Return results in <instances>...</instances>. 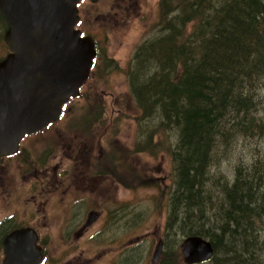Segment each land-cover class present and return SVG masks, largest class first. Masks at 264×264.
I'll return each instance as SVG.
<instances>
[{
    "label": "trees",
    "instance_id": "obj_1",
    "mask_svg": "<svg viewBox=\"0 0 264 264\" xmlns=\"http://www.w3.org/2000/svg\"><path fill=\"white\" fill-rule=\"evenodd\" d=\"M160 5V34L135 49L128 82L141 118L159 117L175 137L173 233L207 238L210 264H264V164L235 158L230 179L211 171L239 136L264 134V117L252 115L264 88V0Z\"/></svg>",
    "mask_w": 264,
    "mask_h": 264
},
{
    "label": "rangeland",
    "instance_id": "obj_2",
    "mask_svg": "<svg viewBox=\"0 0 264 264\" xmlns=\"http://www.w3.org/2000/svg\"><path fill=\"white\" fill-rule=\"evenodd\" d=\"M161 1L138 0L140 6L138 13L129 14L117 24H107L106 37L101 42V60L93 77L85 82V84H89V88L83 98H75L70 101L67 105L68 111L63 116L64 119L58 128L52 127L45 134L26 140L24 146L28 154L25 153V165L20 154L8 161L13 166L9 170H15L16 164H20L21 167L26 166L25 176L27 179L24 181L21 177L24 176L23 173L15 170V173L21 175H17L19 186L16 193L20 194L24 185L25 192L22 196L30 198L29 205L26 206L28 215H30V225L38 220L37 212L43 210V206L46 205V214L49 215V218L44 231L47 232L49 236L47 240L51 244H59L58 226L61 220L65 221V214L69 211H65L67 200L82 193L78 190L69 191L62 198L63 195L58 190L52 191L51 197L44 198L38 192L39 181L36 183L37 185L34 182L33 177H36L34 175L37 172L30 171L28 166L32 169L35 162L45 165L48 164V160H51L53 165L61 160L64 166L68 164L72 166L71 163H73L79 170L82 167L81 164L66 159L68 155L62 152L65 147H61V143L62 141L68 142L72 135H77L82 139L84 134L89 136L86 144H83V148L86 147L84 150L92 149L91 154L95 155L94 160L90 161V165L94 164L96 169L101 170L103 168L101 161H104L109 166L103 171L110 176L107 178V182L110 186L109 194L113 196V201L109 205L112 214L101 218L107 223L104 231L94 239L102 244H107L114 238L121 244H130L131 242L141 244L136 251H130L133 247H127L128 252L139 253L140 251L143 261L145 257L148 258V262L145 264H150L149 260L153 256L152 252L156 243L159 238H162L165 253L162 257L168 256L171 264H185L179 251L182 235L179 232L173 233L174 228L172 227L175 226V221L171 220L169 212V198L174 189L171 151L175 137L171 131L159 128V117L141 118L140 111L130 93L128 82L131 59L135 49L145 40L157 33L160 34L158 22L163 21L165 12V10L161 11ZM86 8H90V6ZM4 28L5 24L0 21V57L5 56L8 51V46L3 41ZM94 90L98 91L94 92L93 96ZM101 97L106 101L104 108H102L103 105L101 107L104 102V100L101 101ZM257 102V108L252 112V115L264 117V88L259 93ZM103 109H105V113L99 114ZM94 116H98L97 121L90 122ZM99 125L104 126V129H98ZM103 132H105L104 135ZM101 151V157H105V154H110V156L101 158L99 153ZM252 152L253 155H251ZM60 156L64 157L59 158ZM238 157H242L246 161L258 160L264 164V134L260 138L253 137V139L250 136H239L237 141L228 148L227 153L224 154L222 151L217 153V159L214 161L211 171L218 169L230 179L233 174L232 164ZM54 170V168H50L51 173ZM77 170L71 168L69 172L65 173L66 183L71 180ZM109 170L111 173L107 172ZM26 188H29V191ZM105 192L106 190L101 191L104 194ZM97 201L98 197L95 196V201L90 204H86L84 207L81 204L74 207L76 209L72 217H77V219L75 221L72 218L67 231H74L73 229L76 228L74 225L85 218L87 209L95 206ZM117 201L124 202L125 207L119 216H114L117 210ZM18 207L20 205L16 203L10 209L7 206H0V217L8 211H19ZM21 218L22 215L19 211L17 220L20 221ZM98 223H100L99 220L95 221L88 232L96 231ZM260 237L264 241V225L260 229ZM136 238H139L138 243H135ZM261 253V257L264 258V251L261 250ZM142 262L137 261L136 264ZM200 264H210V262Z\"/></svg>",
    "mask_w": 264,
    "mask_h": 264
},
{
    "label": "flooded vegetation",
    "instance_id": "obj_3",
    "mask_svg": "<svg viewBox=\"0 0 264 264\" xmlns=\"http://www.w3.org/2000/svg\"><path fill=\"white\" fill-rule=\"evenodd\" d=\"M87 6H90V8H86ZM139 8L140 6L138 4V0H80L78 2V19L74 28L79 30L80 36L90 38L93 41L95 49V55L92 59L88 79L93 77L94 71L97 69L98 63L101 60V42L106 37L105 33L107 24L111 25V23L117 24L118 22H122L126 16H129V14L138 13ZM0 21L5 24V31L7 25L1 15ZM4 57L5 56H1L0 60ZM88 86L89 84L87 85L85 83L82 85L80 94L76 97L77 99L83 98V89L88 88ZM67 111L68 108L66 105L57 121L50 123L42 130L31 134H25L19 140L17 149L14 152H0V206H7L8 209H10L16 203L17 205H20L18 208L22 215L20 221L17 220L18 210L8 211L0 217V264H3L6 259L4 244L5 239L16 230L34 232L35 238L33 244L35 245V248L33 252H29L27 250L28 248L24 249L26 251L22 256H12L8 262L13 264H31L32 261H34L33 264H136L137 261L140 263L143 261V258L140 256V251L139 253H129L127 247H133L130 251H136V249L140 248L141 244H134L133 242L130 244H121V242H117L115 238L107 244H102L94 239L97 235L104 231L107 223L105 220L102 221L101 218L107 214H112V211L109 209V205L113 201V196L109 194L110 186L107 182V178H110V176L106 175L104 173L105 171H103L109 166L104 161H101L103 167L101 170L96 169L94 164L92 166L90 165V161L94 160L95 155L91 154L92 149L88 151L84 150L86 147L83 148V144H86L89 138V136L84 134V139H80L77 135H72L68 142L62 141L61 143V147H65L62 152L68 155L66 156V159H71L74 163L81 164L82 167L79 170L76 169L77 167H75L73 163H71L72 166L70 164L64 166L63 163H61V160L57 161L53 165L51 160H48V164L45 165H42V163L37 164L35 162L32 165V169L28 166L30 171L32 170L34 172L35 170V172H37L34 175L36 177H33L34 182L36 184L39 181L40 186L38 187V192L41 193L44 198L51 197L53 195L51 192L58 190H60L61 195H63L62 198H64L65 194L69 191L78 190L82 193L81 195L70 198L65 204V211H69L65 214V221L61 220L58 226V231L60 233L59 244H51L47 240V237L49 236L47 232L44 231V229L47 228V219L49 218V215L47 216L46 214V205L43 206V210L37 212L36 216L38 217V220L33 225H30V215H28L26 208V206L29 205L30 198L29 196H22L25 192L24 185L20 190V194L16 193L19 186L17 175H21L15 173V170L16 172L19 171V173H23L24 176L21 177L24 181L27 179V176H25L26 166L21 167L20 164H16L15 170H9V168L13 166L8 161L20 154V158L22 157V161L25 165V153L28 154L26 147L24 146L26 140L37 138L38 136L48 132L52 127L58 128V125L61 124L64 119L63 116H65ZM99 153L101 157L102 151ZM80 155L82 159L80 158ZM105 155V157L110 156V154ZM63 157L64 156H60L59 158ZM105 157L102 156L101 158ZM50 168H54L55 170L51 173ZM71 168H75L77 171L71 180L66 183L67 178L65 173L69 172ZM107 172L111 173V170ZM105 181L106 183L104 184ZM116 185L118 186V183ZM26 189L29 191V188ZM99 190H106V192L104 194ZM95 196L98 197L97 204L87 209L85 212L87 213L85 218H82L74 225L76 226V228L73 229L74 231H67L72 218L74 217H72V214L76 209L74 207L80 204L83 205V207L86 204H90L95 201ZM62 198L60 199V202L62 201ZM116 206L117 210L115 211L114 216H119L123 207H125V203L117 201ZM73 219L76 221L77 217ZM97 220L100 222L98 223V229L94 232H88L90 226ZM16 238L17 241L14 242V244H21L23 241V244L21 245L24 246L27 243V236L22 238L17 236ZM138 240L139 238H136L135 243H138ZM14 244H11L13 248L16 246ZM163 246L164 244H162L160 254L156 259H154L153 256L151 257L149 260V262H151L150 264H171L168 256L162 257L165 254ZM31 253H33V255H31ZM147 262L148 258L145 257L141 264H145Z\"/></svg>",
    "mask_w": 264,
    "mask_h": 264
},
{
    "label": "water",
    "instance_id": "obj_4",
    "mask_svg": "<svg viewBox=\"0 0 264 264\" xmlns=\"http://www.w3.org/2000/svg\"><path fill=\"white\" fill-rule=\"evenodd\" d=\"M79 1L0 0V15L7 25L3 40L9 49L0 60V152H14L25 134L57 121L63 106L79 95L88 79L95 49L93 41L74 28ZM17 236H27V243L14 244ZM34 238L27 230L10 234L4 242L3 264H13L8 260L24 255L26 248L33 252ZM161 247L159 240L154 259ZM179 251L185 264L213 255L212 243L198 235L184 237Z\"/></svg>",
    "mask_w": 264,
    "mask_h": 264
}]
</instances>
